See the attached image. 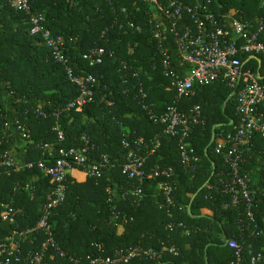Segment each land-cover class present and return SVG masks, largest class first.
Segmentation results:
<instances>
[{
    "label": "trees",
    "instance_id": "16d2710c",
    "mask_svg": "<svg viewBox=\"0 0 264 264\" xmlns=\"http://www.w3.org/2000/svg\"><path fill=\"white\" fill-rule=\"evenodd\" d=\"M209 7L215 12L233 11L237 19L252 27L258 19L264 20V0H210ZM30 8L44 16V24L53 35L64 37L65 55L70 59L73 73L92 74L98 80V101L84 105L81 110L60 114L64 140L59 145L76 146L80 137L86 135L95 144L93 156L106 155L113 164L101 179L86 176L83 181L72 177L65 180V199L53 209L50 217L59 246L81 262L86 261L87 255L94 257L100 252L95 245L101 246L104 255L139 245L157 249L158 257L134 258L126 264H230L233 251L225 242L234 238L264 255V235L255 234L256 229H264V162L259 161L264 141L259 135L255 136L256 152L246 165L248 169L257 167L259 175L254 187L257 192L252 207L254 224L248 225L243 208L233 207L231 196L224 193L229 180L227 167L224 155L215 152L216 139L232 131L237 120L234 98L225 103L232 91L227 84L203 85L196 88L195 96L176 101L173 91L168 89L170 79L151 41L146 13L151 6L142 0H32ZM129 21L140 26V30L128 27ZM30 29L28 14L15 9L9 0H0V148H17L24 154L23 160L40 157L37 142L55 140L51 130L55 120L52 112L65 107L78 94L62 64L56 62L42 37L31 34ZM97 46L112 49L117 59L105 55L101 63L88 65L82 56L89 48ZM247 57L244 56L243 61ZM124 65L126 68L122 69ZM134 73L140 76L148 93L144 99L147 108L142 106L138 88L134 87ZM124 75L130 83L126 91ZM102 94L112 104L99 102ZM173 104L179 111H188L195 104L201 108L204 123L194 126L188 137L199 157L193 171L181 163L177 137L165 133L163 125L151 117ZM36 108L48 113L47 117L37 116L33 110ZM16 121L29 129L33 140V145H27L24 153L18 142L19 130L5 126V122L16 124ZM126 131L129 139L146 142L160 135V148L148 162L151 164L159 157L162 165L174 169L178 180L173 206L161 207L156 203L162 196L154 180L144 185L139 205L132 204V196L117 202L116 210L126 215L122 223V217L114 218L115 210L108 201L106 186L110 182L124 184L127 188L133 185L121 171L125 154L122 138ZM212 133L214 140L210 143ZM36 171L23 169L2 174L1 197L8 196L16 181H23ZM39 183L32 199L25 192L16 196L18 204L24 208L23 216L19 217L22 227L33 225L39 216V206L49 190L46 178L41 177ZM194 194L189 211L187 207ZM201 208L211 213H202ZM179 222L183 227L177 226ZM169 223H175L172 230L167 229ZM168 248H174L175 252H169ZM42 264L72 263L67 257L49 253ZM245 264H250L249 257ZM256 264H264V261Z\"/></svg>",
    "mask_w": 264,
    "mask_h": 264
},
{
    "label": "built area",
    "instance_id": "2783aa9c",
    "mask_svg": "<svg viewBox=\"0 0 264 264\" xmlns=\"http://www.w3.org/2000/svg\"><path fill=\"white\" fill-rule=\"evenodd\" d=\"M17 10L24 11L29 16L31 34H39L56 60L62 64L67 78L78 89L77 96L62 109H55L52 114L55 120L51 130L55 140L41 141L35 144L40 150V157L23 160L19 150H2L0 148V177L23 169H36L23 181H16L7 197H1L0 190V264H42L47 254L67 257L72 264H126L134 258L156 259L157 249L144 248L139 245L118 249L112 255H104L100 245H95L100 252L86 261L69 256L56 242L50 217L52 211L66 196V183L73 171H81L85 176L101 179L107 169L113 167L106 155L99 158L93 156L96 148L92 140L82 135L76 146L59 145L64 140L59 117L64 111L81 110L88 103L96 102V83L98 80L92 74L75 75L70 59L65 55V39L62 35H53L44 24V16L31 11L32 0H9ZM151 6L146 11L151 31V41L159 55L165 74L170 79L169 90H172L176 101L181 98L193 97L196 88L200 86L223 82L232 90L235 100L237 120L233 130L222 134L216 139L215 152L224 155L227 176L224 193L231 196L233 207L241 206L244 220L248 225L255 223L252 207L255 203L254 190L259 177L258 171L248 169L246 165L252 159L255 150V136L259 135L264 141V20L258 19L252 27L234 16L233 12H215L210 9V0H142ZM128 27L139 31L140 26L128 22ZM105 55L114 56L112 49L103 46L89 48L82 58L92 66L102 62ZM248 56L243 61V57ZM246 61V62H245ZM174 64V65H173ZM126 65L122 69H125ZM136 79L134 87L142 99V106L148 93L143 87L140 76L133 74ZM124 90L129 89V80L123 76ZM105 88H107L105 86ZM98 101V100H97ZM112 104L102 94L99 102ZM175 101V102H176ZM37 116L46 118L48 113L41 109H33ZM26 113L28 110L25 111ZM154 122L163 125V131L177 137V147L181 163L187 170L193 171L199 157L191 147L188 137L194 126L203 124L199 104L193 105L188 111H179L176 104L169 105L160 114H151ZM5 126L19 130L22 150L32 144L30 131L26 126L5 122ZM122 144L125 149L121 163V171L133 185L127 188L124 184L107 183L108 201L114 208V218H121L123 223L126 215L116 210L119 201L133 197L132 204L139 205L143 199L144 185L154 180L156 189L161 194V200L156 203L161 207L173 206V192L177 187L178 175L171 166H164L160 158L149 164L150 156L160 148V135L148 142L139 139H129L128 131L124 132ZM33 145V144H32ZM18 152V153H17ZM259 161L264 162V149L259 154ZM46 178L49 190L44 195L39 206V216L31 226L22 227L20 216L24 208L18 204L16 196L25 192L32 199L40 187L39 179ZM106 177V176H105ZM107 180V179H106ZM113 184V185H112ZM120 228L121 224L116 223ZM175 223H169L167 229L172 230ZM179 227L183 224L179 222ZM256 226V224H255ZM256 235H264V229L258 228ZM226 245L233 251L230 264H245L249 257L250 264L264 261L263 252H255L252 246H244L237 239L226 240ZM36 247H33L35 246ZM175 252L174 248H168Z\"/></svg>",
    "mask_w": 264,
    "mask_h": 264
},
{
    "label": "crops",
    "instance_id": "0c3cea01",
    "mask_svg": "<svg viewBox=\"0 0 264 264\" xmlns=\"http://www.w3.org/2000/svg\"><path fill=\"white\" fill-rule=\"evenodd\" d=\"M73 176H74V179L76 180V181H83V180H85L86 179V176L81 172V171H78V170H74L73 171ZM202 213H206V214H210L211 213V210H209V209H202L201 208V210H200Z\"/></svg>",
    "mask_w": 264,
    "mask_h": 264
},
{
    "label": "water",
    "instance_id": "95a60500",
    "mask_svg": "<svg viewBox=\"0 0 264 264\" xmlns=\"http://www.w3.org/2000/svg\"><path fill=\"white\" fill-rule=\"evenodd\" d=\"M245 62H246V61H245ZM232 96H233V93L231 92V93L229 94V96L227 97L225 103H226V102H227ZM213 140H214V134L212 133V137H211V141H210V143H212ZM195 195H196V194L193 195V197L191 198L190 203L188 204V207H187V208H188L189 211H190V205H191V202H192V200L194 199ZM206 264H207V263H206Z\"/></svg>",
    "mask_w": 264,
    "mask_h": 264
},
{
    "label": "rangeland",
    "instance_id": "374dc122",
    "mask_svg": "<svg viewBox=\"0 0 264 264\" xmlns=\"http://www.w3.org/2000/svg\"><path fill=\"white\" fill-rule=\"evenodd\" d=\"M231 12H233V11H231Z\"/></svg>",
    "mask_w": 264,
    "mask_h": 264
}]
</instances>
